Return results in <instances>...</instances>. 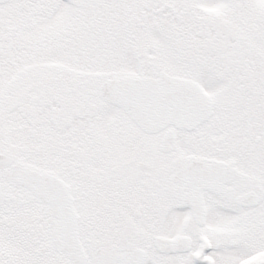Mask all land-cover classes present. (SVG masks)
Listing matches in <instances>:
<instances>
[{"label":"snow or ice","instance_id":"snow-or-ice-1","mask_svg":"<svg viewBox=\"0 0 264 264\" xmlns=\"http://www.w3.org/2000/svg\"><path fill=\"white\" fill-rule=\"evenodd\" d=\"M0 264H264V0H0Z\"/></svg>","mask_w":264,"mask_h":264}]
</instances>
